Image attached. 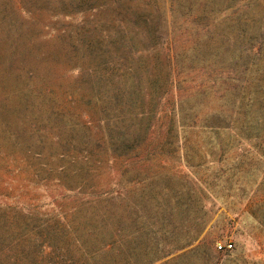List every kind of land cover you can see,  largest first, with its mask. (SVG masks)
<instances>
[{
  "label": "rangeland",
  "instance_id": "obj_1",
  "mask_svg": "<svg viewBox=\"0 0 264 264\" xmlns=\"http://www.w3.org/2000/svg\"><path fill=\"white\" fill-rule=\"evenodd\" d=\"M68 3L70 7L64 8L61 0H51L39 10L35 5H26L29 10L26 9L24 18L29 16V20L20 25L19 31L31 49L20 51L13 70L3 72L0 63V100L8 98L0 103V119L17 109L15 94L20 89L33 91L28 105L34 108L42 100L41 109L47 110L44 96L48 87L52 90L51 99L56 101L55 108L69 112L70 116L89 115L98 110L96 99L100 96L90 89L86 73H90L88 68L94 69L93 73H111L99 65L96 53L103 48L112 51L116 48L113 42L118 34L119 16L112 3L117 0ZM121 6L123 9L128 6L135 16L124 22L144 31L133 37L135 50L130 66L135 73L163 76L166 59L161 48L168 45L176 89L175 107H181L190 122L198 119L201 123L205 114L217 111L226 116L214 123L227 125L235 101L246 102L253 89L256 92L253 111L264 110V0H126ZM147 12H152L154 28L146 26ZM106 31L111 40H103ZM25 82L31 86L27 83L26 88ZM21 124L20 119L16 127ZM12 125L15 127V122ZM9 129L12 127L7 128L0 121L3 143ZM76 135L81 136L79 132ZM162 135L165 134L149 139L140 150L154 153V161L156 158L168 161L166 169H159L154 163L157 175L186 174L200 184L206 192L204 202L209 222L192 245L156 264H264V133L177 138ZM7 143L0 153V205L15 204L22 209L35 206L42 212L60 209L62 191L52 190L56 173L49 174L48 168L39 165L23 148H12ZM106 155L100 152L96 158L103 159ZM188 192L187 186L177 180L153 182L144 195L147 221L160 218L159 205L166 194L175 204L181 194ZM138 197L135 188L134 201ZM177 221L185 226L190 223L186 217ZM17 238L20 237L13 235L9 239ZM210 243L213 246L230 243L233 248L211 257L204 256L200 249L187 253ZM27 246L21 243L15 251L24 259L21 264H28L27 260L41 254ZM64 249L44 248L46 258L37 262L34 259L32 263L83 264L68 262L63 255L79 253Z\"/></svg>",
  "mask_w": 264,
  "mask_h": 264
},
{
  "label": "trees",
  "instance_id": "obj_2",
  "mask_svg": "<svg viewBox=\"0 0 264 264\" xmlns=\"http://www.w3.org/2000/svg\"><path fill=\"white\" fill-rule=\"evenodd\" d=\"M123 1L126 0L112 3L119 16L118 34L113 42L116 48L113 51L103 48L96 53L99 65L111 73H93L94 69L89 68L90 73H86L90 89L100 96L96 99L98 110L89 115L70 116L69 112L55 108L56 101L51 99L52 90L48 87L47 96H44L47 97L44 102L47 110L41 109L42 100H38V106L34 108L28 105L33 91L20 89L15 92L17 109L0 119L4 126L12 127L9 135L4 137V143L0 139V153L7 142L12 148H23L41 163L39 165L47 167L49 174L56 173L52 190H61L63 196L61 208L54 211L42 212L35 206L24 210L15 204L0 205V264H21L23 257L15 253L21 243L41 253L37 258L27 260L28 264H33L34 259L37 262L46 258L42 249L58 246L64 247L65 252L74 249L79 253L67 255L70 257L63 255L71 263L156 264L167 260L197 241L207 226L206 192L189 175H157L153 171L154 163L157 162L159 169H166L168 161L162 158L154 161V153L148 149L140 150L142 145L159 134L177 138L180 135L258 136L264 133V110L253 111L255 89L249 92L251 95L246 102L235 101L227 125L214 123L226 116L217 111L205 114L203 124L198 119L190 122L184 110L175 107L176 89L168 45L161 48L166 59L163 76L135 73L130 66L135 50L133 37L144 31L135 30L124 22L135 16L128 6L123 9ZM68 2L70 0H61L64 8L70 7ZM50 3L51 0H0L3 72L13 70L20 51L31 49L23 42L19 31L20 25L29 20V16L24 18L26 5H35L39 10ZM93 14L96 15L95 11ZM147 14L146 26L150 29L153 15L152 12ZM107 38L111 40L108 31L103 40ZM27 83L29 85L25 82L24 86L29 88ZM6 101L8 98H3L0 103ZM20 119L22 124L16 127ZM100 152L107 155L97 159L96 154ZM159 180L183 182L189 192L181 194L175 204L166 194V199L159 205L160 218L149 222L143 209L144 195L149 186ZM135 188L139 197L134 201ZM185 217L190 222L187 226L177 221V218ZM13 235L20 238L10 240ZM213 244L196 246L187 253L200 249L204 256H214L219 251Z\"/></svg>",
  "mask_w": 264,
  "mask_h": 264
},
{
  "label": "built area",
  "instance_id": "obj_3",
  "mask_svg": "<svg viewBox=\"0 0 264 264\" xmlns=\"http://www.w3.org/2000/svg\"><path fill=\"white\" fill-rule=\"evenodd\" d=\"M232 248H233V245L230 243H225V244L217 243L216 244L217 251H228V250H231Z\"/></svg>",
  "mask_w": 264,
  "mask_h": 264
}]
</instances>
